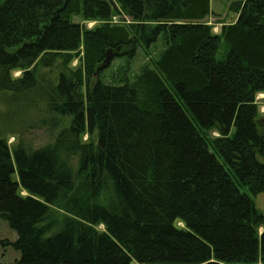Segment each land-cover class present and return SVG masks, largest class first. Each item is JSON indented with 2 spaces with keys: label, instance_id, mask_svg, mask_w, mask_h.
I'll list each match as a JSON object with an SVG mask.
<instances>
[{
  "label": "trees",
  "instance_id": "obj_1",
  "mask_svg": "<svg viewBox=\"0 0 264 264\" xmlns=\"http://www.w3.org/2000/svg\"><path fill=\"white\" fill-rule=\"evenodd\" d=\"M226 1L217 34L211 0H0L1 105L58 130L1 127L0 264H264V0Z\"/></svg>",
  "mask_w": 264,
  "mask_h": 264
},
{
  "label": "rangeland",
  "instance_id": "obj_2",
  "mask_svg": "<svg viewBox=\"0 0 264 264\" xmlns=\"http://www.w3.org/2000/svg\"><path fill=\"white\" fill-rule=\"evenodd\" d=\"M212 6V15L207 19L209 25L214 26V33H220L221 27L224 25H229L235 22L236 15L230 12L229 4L226 0H211ZM129 19H124L120 17H114L112 20L113 24H128ZM78 23L81 22V19H76ZM101 23L97 22H88L87 27L89 29L98 27ZM165 42L163 39H160L158 43L152 46L148 50L139 49L136 57L133 60H127L126 57H119L115 60L111 58V62L106 72L102 75V79L105 83L113 82L115 76L117 77L121 72L126 71L127 68L130 70V76L135 78L138 76L144 69L150 68L152 63L157 61L162 53L165 50ZM227 57V48L225 44L221 45V48L218 53V60H225ZM78 61H75L72 67H77ZM21 73H16V77H19ZM262 99V100H261ZM257 105L259 107V113L264 117V94L258 96ZM37 113V115L35 114ZM43 112L36 111L30 114H19L15 110H9L7 107L1 105V95H0V134L1 127L9 129L12 133L7 135L9 139V144L11 147L15 146L17 143L24 142L26 145H29L33 148H40L48 145L50 142H53V139L56 138L58 130L54 131L49 126H45L42 123H37L38 118H40ZM10 133V132H9ZM16 133V134H15ZM53 133V134H52ZM235 133L233 129L232 135ZM213 136H218L215 132ZM87 136L83 138L85 142ZM13 179L15 178L12 176ZM18 196L25 198L27 194L24 191H20ZM255 207L258 211L264 214V194L257 195L252 197ZM260 264V263H259Z\"/></svg>",
  "mask_w": 264,
  "mask_h": 264
},
{
  "label": "water",
  "instance_id": "obj_3",
  "mask_svg": "<svg viewBox=\"0 0 264 264\" xmlns=\"http://www.w3.org/2000/svg\"><path fill=\"white\" fill-rule=\"evenodd\" d=\"M111 55H112V50H108V52L106 54V59H105L106 66H108L110 61H111Z\"/></svg>",
  "mask_w": 264,
  "mask_h": 264
},
{
  "label": "bare ground",
  "instance_id": "obj_4",
  "mask_svg": "<svg viewBox=\"0 0 264 264\" xmlns=\"http://www.w3.org/2000/svg\"><path fill=\"white\" fill-rule=\"evenodd\" d=\"M111 57H112V55H111ZM111 62V61H110ZM110 64V63H109ZM104 66L106 67V64H105V62H104Z\"/></svg>",
  "mask_w": 264,
  "mask_h": 264
},
{
  "label": "clouds",
  "instance_id": "obj_5",
  "mask_svg": "<svg viewBox=\"0 0 264 264\" xmlns=\"http://www.w3.org/2000/svg\"><path fill=\"white\" fill-rule=\"evenodd\" d=\"M75 159H77V160H78V157H76Z\"/></svg>",
  "mask_w": 264,
  "mask_h": 264
}]
</instances>
